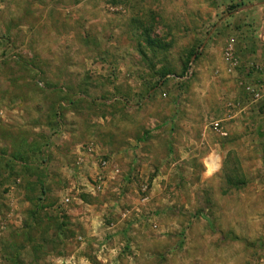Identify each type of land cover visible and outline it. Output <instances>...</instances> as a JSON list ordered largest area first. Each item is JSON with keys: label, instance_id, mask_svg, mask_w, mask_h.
<instances>
[{"label": "rangeland", "instance_id": "obj_1", "mask_svg": "<svg viewBox=\"0 0 264 264\" xmlns=\"http://www.w3.org/2000/svg\"><path fill=\"white\" fill-rule=\"evenodd\" d=\"M210 3L0 0V264H264V49Z\"/></svg>", "mask_w": 264, "mask_h": 264}, {"label": "crops", "instance_id": "obj_2", "mask_svg": "<svg viewBox=\"0 0 264 264\" xmlns=\"http://www.w3.org/2000/svg\"><path fill=\"white\" fill-rule=\"evenodd\" d=\"M212 1L213 0H206V10L214 9V7L209 5L211 4L210 2ZM214 1L216 2V5H218L217 7H215L217 9H219L220 7L224 8L225 3L227 2L234 3L230 5V7L233 8L229 10V12L225 13L224 18L220 19L219 25L221 28L236 27V29L239 31L238 33L241 34L240 39L242 41L240 42L243 43L241 44L246 49V50L242 49L243 48L242 46L241 48L238 47L237 49L238 50L237 52L239 53L238 55L243 57V59L244 58L252 59V57H254L253 56L254 54L252 53L251 49H255V48L264 49V0H214ZM212 14H214V12ZM260 55H259L260 57L259 59H262L264 57V53L261 52ZM250 61L253 62L252 60ZM241 63L246 64L247 62L245 60H241ZM251 70L253 71L252 74L250 73L251 76L249 75L247 77H250V80L252 79L255 82V80L257 81L259 79L260 75L257 74L255 69H251ZM243 110L244 108H241L240 110H238L236 113L233 114L234 111L230 112L231 110L229 109L228 112L230 113H228V117L229 118L234 117ZM256 120L257 121L255 124L259 122V118L257 116H256ZM222 134L225 135V132H222Z\"/></svg>", "mask_w": 264, "mask_h": 264}, {"label": "built area", "instance_id": "obj_3", "mask_svg": "<svg viewBox=\"0 0 264 264\" xmlns=\"http://www.w3.org/2000/svg\"><path fill=\"white\" fill-rule=\"evenodd\" d=\"M233 45L232 42H229L227 44V47L224 51V57L225 60L229 64V69L232 70L234 67L239 65V61L233 54ZM251 69H255L256 71H259V79L257 81H250V82H242L243 84V90L245 94L248 96V98L251 99V101H259L264 99V60L260 63H253L251 62L249 64ZM230 104V103H228ZM66 200H68L66 198ZM67 264H77L76 261L73 259V257H70L66 260Z\"/></svg>", "mask_w": 264, "mask_h": 264}, {"label": "clouds", "instance_id": "obj_4", "mask_svg": "<svg viewBox=\"0 0 264 264\" xmlns=\"http://www.w3.org/2000/svg\"><path fill=\"white\" fill-rule=\"evenodd\" d=\"M215 171H218V169H208L206 175L211 176L214 174Z\"/></svg>", "mask_w": 264, "mask_h": 264}]
</instances>
